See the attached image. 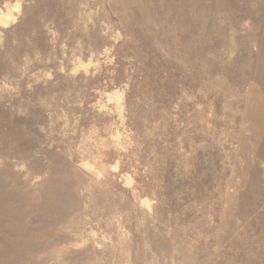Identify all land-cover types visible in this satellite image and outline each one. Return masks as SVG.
<instances>
[{"label": "rangeland", "instance_id": "obj_1", "mask_svg": "<svg viewBox=\"0 0 264 264\" xmlns=\"http://www.w3.org/2000/svg\"><path fill=\"white\" fill-rule=\"evenodd\" d=\"M0 264H264V0H0Z\"/></svg>", "mask_w": 264, "mask_h": 264}]
</instances>
